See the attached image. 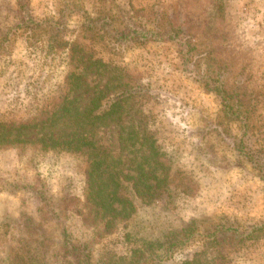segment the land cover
<instances>
[{
	"label": "rangeland",
	"instance_id": "374dc122",
	"mask_svg": "<svg viewBox=\"0 0 264 264\" xmlns=\"http://www.w3.org/2000/svg\"><path fill=\"white\" fill-rule=\"evenodd\" d=\"M21 4L41 24L32 35L17 28ZM98 19L112 21L114 30L92 27ZM169 23L182 26L177 42L116 40L130 25ZM62 42L109 65L116 85L128 89L117 95L123 126L153 138L193 185L189 194L152 204L127 191L134 213L124 228L89 246L90 263L264 264V0H0V122L40 111L64 116L65 104L79 102L64 84ZM207 74L237 93L240 121L223 115L219 98L204 87ZM119 128L94 132L99 153L119 156L129 148L118 140ZM59 130L49 135L68 132ZM85 160L29 144L0 149V264H84L61 248L60 235L75 246L91 241L74 207L84 192ZM36 192L59 218V225L44 221L48 240L16 227L23 214L43 221ZM172 238L180 245L168 249Z\"/></svg>",
	"mask_w": 264,
	"mask_h": 264
},
{
	"label": "trees",
	"instance_id": "16d2710c",
	"mask_svg": "<svg viewBox=\"0 0 264 264\" xmlns=\"http://www.w3.org/2000/svg\"><path fill=\"white\" fill-rule=\"evenodd\" d=\"M19 7L23 17L17 28H23L29 35L39 31L41 24L31 18L28 6L21 4ZM97 25L107 33L114 30L109 19H98L92 27ZM181 28V25L176 26L173 23L167 24L165 28L157 27L152 30L130 25L124 32L116 35V40L122 44L137 45L172 43L181 39ZM5 36L7 34L4 38ZM59 45L61 51L65 49L67 53L69 71L64 77L66 90L70 96L77 94L80 97L79 102L75 103L76 100L73 99L65 104L63 111L67 115L64 116L54 113L49 117L46 111H40L38 115L27 120L10 118L1 121L0 149L10 150L29 144L37 146L41 151L63 150L78 153L86 158L84 192L80 198L74 199V207L83 226L91 230V241L75 246L66 232H61L60 246L78 261L91 264L89 246L115 234L118 228H124L134 213V206L127 196V191L143 203L152 204L173 194H189L193 185L180 171L171 168L153 138L147 134L141 138L133 129L128 130L123 126L120 96L117 95L123 97L128 93V89L126 85H116L118 77L111 75L109 65L95 59L75 43L62 42ZM202 79L204 87L219 98L223 115L230 121H240L242 110L237 93L226 91L223 85L209 74ZM112 97L115 99L111 100L107 107L104 106L103 103ZM60 123L62 125H59ZM111 125L120 127L118 140L129 145L119 156L98 151L100 147L97 146V136L94 132ZM46 128L49 129L48 134L44 131ZM58 128L60 133L62 129L68 132L57 138L49 135ZM261 173H264V169H261ZM36 196L43 221H35L33 217L23 214L16 227L25 235L48 240L50 235L47 234L44 221L59 225V218L51 210L45 194L36 192ZM216 230L217 226L212 233H217ZM235 232L236 228H232L231 235ZM169 240L168 249L180 245L179 241L173 238ZM194 262V259L186 260L182 264ZM131 264H140V260Z\"/></svg>",
	"mask_w": 264,
	"mask_h": 264
}]
</instances>
